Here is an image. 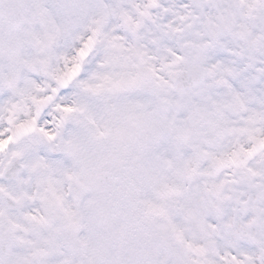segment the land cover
<instances>
[{
  "label": "snow or ice",
  "instance_id": "obj_1",
  "mask_svg": "<svg viewBox=\"0 0 264 264\" xmlns=\"http://www.w3.org/2000/svg\"><path fill=\"white\" fill-rule=\"evenodd\" d=\"M0 264H264V0H0Z\"/></svg>",
  "mask_w": 264,
  "mask_h": 264
}]
</instances>
